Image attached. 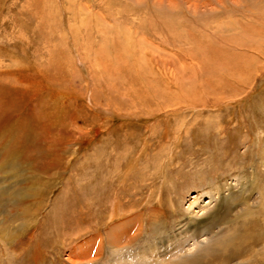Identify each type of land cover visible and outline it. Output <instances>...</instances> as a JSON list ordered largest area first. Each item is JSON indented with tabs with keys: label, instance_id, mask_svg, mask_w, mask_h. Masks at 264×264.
I'll return each mask as SVG.
<instances>
[{
	"label": "rangeland",
	"instance_id": "374dc122",
	"mask_svg": "<svg viewBox=\"0 0 264 264\" xmlns=\"http://www.w3.org/2000/svg\"><path fill=\"white\" fill-rule=\"evenodd\" d=\"M263 188L264 0H0V264H192Z\"/></svg>",
	"mask_w": 264,
	"mask_h": 264
},
{
	"label": "bare ground",
	"instance_id": "6f19581e",
	"mask_svg": "<svg viewBox=\"0 0 264 264\" xmlns=\"http://www.w3.org/2000/svg\"><path fill=\"white\" fill-rule=\"evenodd\" d=\"M39 3V2H38ZM36 9V8H35ZM46 10V9H45ZM49 12V11H48ZM38 17V15H37ZM45 17V16H44ZM39 18V17H38ZM43 20V19H42ZM46 21V20H45ZM42 22V21H41ZM47 22V21H46ZM51 24V23H50ZM86 25V24H85ZM81 28L82 25H81ZM89 28V27H88ZM88 28H85V29H88ZM41 29V28H39ZM85 29H82L81 31H79L78 33H76V35H74V40L73 41V49H75L76 51H81L82 49H84V53H88V52H93L92 51V47H91V43L90 42H86L85 43V47L83 48L81 45H79L81 42H77L79 40V36H82L81 33L82 32H85L84 30ZM76 31H78V29H75ZM90 30V29H89ZM88 33V32H87ZM84 35V34H83ZM86 35V34H85ZM86 37V36H85ZM89 37V36H88ZM47 38V37H45ZM90 38V37H89ZM88 38V39H89ZM20 39V38H19ZM86 40L87 38H84L83 36V40ZM48 40V39H47ZM82 40V41H83ZM88 41V40H87ZM52 45V44H51ZM50 46V45H49ZM108 44H107V47L103 48L98 54H99V57H98V62L101 64V65H104V63H106V69L104 70V78H107L108 80L111 78H116L118 77V79L122 76H126L128 74H130L129 72H123L125 69L128 68V70L130 71L131 65H129V63L126 62L125 58L122 57L124 56V54L120 53L119 52V49H118V45H114V47H110L108 48ZM51 48L50 50H48V53L50 54V58L48 59V63L49 65L51 66H58V63H59V56L57 54H55V49L54 47H49ZM63 52V51H62ZM61 53V52H60ZM116 54V57L113 61H109V59H111V57L115 56ZM63 57V56H62ZM46 59V60H47ZM32 61V60H31ZM61 61V60H60ZM224 61V60H223ZM18 62V61H17ZM88 62V61H87ZM61 63V62H60ZM30 64V63H29ZM45 64V65H47ZM97 64V63H96ZM42 64L40 65H37L39 66L40 68H34L35 66V63H34V66L33 69L36 70V74L37 73H41L43 72L44 70L42 69L41 67ZM93 65V63L91 64ZM99 65V64H98ZM124 65H127V68L125 67L122 68ZM44 66V65H42ZM242 65H240V62L237 63V62H234V59L233 58H226V62H222V68L225 69V73L227 75L230 74H234V71L235 70H238L240 73L241 71V68L243 67H240ZM15 67V66H14ZM32 67L30 66V68H28V71H32ZM251 67L252 66H249V69L251 70ZM52 68V67H51ZM59 68V66H58ZM96 68V66H95ZM16 69V68H15ZM30 69V70H29ZM54 69V68H53ZM57 69V68H56ZM61 69V67H60ZM33 70V71H35ZM136 70V69H135ZM55 71V70H54ZM64 71V69H63ZM133 71V70H132ZM21 72V71H20ZM250 72V71H248ZM62 73V72H61ZM135 73V72H134ZM25 75V74H24ZM137 75V74H136ZM133 76V75H132ZM130 77V76H129ZM135 77V76H134ZM133 78V77H132ZM124 79V78H122ZM126 79H128L126 77ZM139 79V78H138ZM23 80V79H22ZM129 80V79H128ZM128 80H126V82H128ZM133 80V79H132ZM142 82H143V79H141ZM120 81V80H118ZM122 81V80H121ZM130 81V80H129ZM140 81V80H139ZM123 82V81H122ZM121 82V83H122ZM138 82V80H137ZM141 82V81H140ZM125 83V81H124ZM123 83V84H124ZM133 83V82H132ZM18 86V85H17ZM16 86V87H17ZM18 88V87H17ZM16 88V89H17ZM15 88L12 89L11 88V92L13 93V91L16 90ZM18 92V91H17ZM21 97V96H20ZM13 99V98H12ZM21 99V98H20ZM20 101L18 100L17 102H15V105L14 107L17 109V112H12L11 113V123L13 122L14 119H17V120H21L22 119V122L23 124L25 123L26 121V126L28 127V125L30 126L31 124V119L27 116L30 115V110H29V106L28 104H22L23 107H26L27 110H25V112H21V107H20ZM32 103V102H31ZM168 108V106H167ZM177 111V110H176ZM176 111L173 110V112L176 113ZM179 113L181 114H185V112L183 113L182 111H180ZM27 115V116H26ZM44 115V113H43ZM165 116H168L167 112L164 113ZM17 124V123H16ZM19 124V123H18ZM22 128V127H21ZM19 130V129H18ZM26 134H28L27 130H26ZM29 136V135H28ZM178 141V138L176 139V142ZM18 146V145H17ZM135 161H130L129 162V165L126 169V171L123 173L122 175V179H126L127 176L129 175V172L131 170H133L134 167H136V161H138L137 159H134ZM120 163V162H119ZM166 164V163H165ZM53 165V164H52ZM56 169V168H55ZM150 182V181H149ZM262 196H260L261 198L259 199V201L257 203H255V209H254V206H251L249 201L245 199V208H243L239 213L236 214V216H233V218H235V220H231L232 224H233V231L232 232H229L227 230H225V227H229L231 224L230 223H227V222H224L223 223V226H224V229H223V226L219 229L221 233L217 232V234L214 235V237H210L209 240H212V239H216V238H219L220 234L223 233V231L225 230V232H229L227 233L226 235L222 236L221 238H219L216 242L214 241H210L211 243L213 244H209V242L207 243L208 246H207V250L203 251L202 252V256L201 254L199 256H196V257H199L197 260L196 259H192V260H195L192 264H200V260L203 259L202 262L204 263H208L210 261L209 258H214V256H218L222 262L224 264H234L235 261H239L237 262L236 264H259L257 263L256 259H257V256L259 255V253L257 251H259V249H261V247L263 246L264 247V229H262L261 233L259 232V230H261L260 228L258 229V224L259 223H262L264 225V188L262 190ZM156 199L160 198V195L156 196L155 197ZM171 197L169 196V202H170V208L172 209V202H171ZM155 199V200H156ZM98 203V202H97ZM113 208H112V212H110V216L108 217L107 219V222H110L112 221L114 218L118 217V216H121L123 215L125 212L123 211V208L121 209L118 205L117 202L113 203ZM252 208V209H251ZM111 210V209H110ZM154 211V210H153ZM161 211V210H160ZM155 213V212H154ZM151 215V216H150ZM149 216V221H147V224H153V223H156L157 221L158 222H161L162 219L159 218V215L158 214H151L150 213ZM156 215V216H155ZM158 215V216H157ZM144 220V219H143ZM106 222V223H107ZM142 220H138V223L135 224L137 226L136 227V231L137 230H141V227H142V231H143V226H142ZM152 222V223H150ZM101 223V222H100ZM105 223V224H106ZM225 224V225H224ZM235 225H238V226H235ZM242 226V229H243V233L240 234L241 231H239V229L241 228H238L239 226ZM264 227V226H263ZM223 229V230H222ZM253 231V232H250V231ZM126 232V231H125ZM130 232V231H129ZM112 233V232H111ZM138 234V233H137ZM112 235V234H111ZM120 235V234H119ZM109 236V235H108ZM114 236V235H112ZM116 236V235H115ZM139 236H140V233H139ZM225 237V238H224ZM110 238V236L108 237ZM124 239V238H123ZM222 239V240H220ZM112 243L111 246H118L120 244V242H122V239H119V240H114V238H111L110 239ZM130 242V241H129ZM114 244V245H113ZM117 248V247H116ZM204 254V255H203ZM263 259H264V256H261ZM215 259V258H214ZM185 262L189 263L188 260H184ZM182 260L181 263L184 262ZM163 263V262H162ZM170 264V263H169ZM177 264V263H176Z\"/></svg>",
	"mask_w": 264,
	"mask_h": 264
}]
</instances>
